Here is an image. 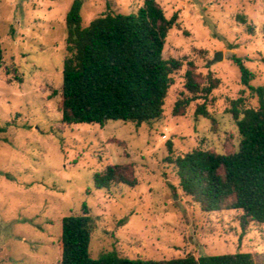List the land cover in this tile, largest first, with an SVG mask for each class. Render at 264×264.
Listing matches in <instances>:
<instances>
[{
  "label": "rangeland",
  "instance_id": "obj_1",
  "mask_svg": "<svg viewBox=\"0 0 264 264\" xmlns=\"http://www.w3.org/2000/svg\"><path fill=\"white\" fill-rule=\"evenodd\" d=\"M76 0H0V264H58L62 218L95 220L94 259L115 252L131 260L251 253L264 264V224L244 231L242 211H204L179 186L173 161L204 150L228 154L241 136L233 114L258 109L259 98L241 83L234 58L264 88V0H157L176 25L163 58L182 63L172 74L160 119L62 123V71L66 16ZM144 0H82V26L105 15H137ZM222 52L223 59L213 62ZM216 89L180 115L177 101L191 98L186 72ZM204 105L208 116L197 114ZM123 165L135 187L96 186L97 174Z\"/></svg>",
  "mask_w": 264,
  "mask_h": 264
},
{
  "label": "trees",
  "instance_id": "obj_2",
  "mask_svg": "<svg viewBox=\"0 0 264 264\" xmlns=\"http://www.w3.org/2000/svg\"><path fill=\"white\" fill-rule=\"evenodd\" d=\"M82 0L72 4L66 16V49L62 71V123L65 125L97 124L110 121L133 122L137 126L160 119L172 74L182 67L175 59L163 58L165 41L176 25L175 14L167 19L157 0H144L137 15H105L82 26ZM3 49L0 36V68ZM241 83L259 98L258 109L238 110L243 99L234 102V118L241 136L238 150L228 154L195 150L176 158L179 186L204 211H242L241 227L252 222L264 224V88L251 85L253 73L239 58H234ZM186 72V90L191 98L176 102L178 116L198 99H206L217 83L207 86L197 81L195 66ZM205 117V106L197 109ZM96 186L112 184L135 187L137 180L123 165H110L97 174ZM95 226L87 206L83 214L62 218L58 264H257L251 253L194 256L169 260H131L115 252L98 259L90 254V240Z\"/></svg>",
  "mask_w": 264,
  "mask_h": 264
},
{
  "label": "water",
  "instance_id": "obj_3",
  "mask_svg": "<svg viewBox=\"0 0 264 264\" xmlns=\"http://www.w3.org/2000/svg\"><path fill=\"white\" fill-rule=\"evenodd\" d=\"M223 59V54H222V52H218L216 55H215V57H214V59H213V62H219V61H221Z\"/></svg>",
  "mask_w": 264,
  "mask_h": 264
}]
</instances>
